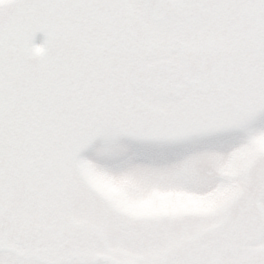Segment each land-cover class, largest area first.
Instances as JSON below:
<instances>
[{"label": "snow or ice", "instance_id": "snow-or-ice-1", "mask_svg": "<svg viewBox=\"0 0 264 264\" xmlns=\"http://www.w3.org/2000/svg\"><path fill=\"white\" fill-rule=\"evenodd\" d=\"M0 264H264V0H0Z\"/></svg>", "mask_w": 264, "mask_h": 264}]
</instances>
